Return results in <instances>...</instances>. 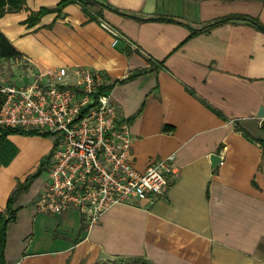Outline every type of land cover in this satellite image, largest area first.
<instances>
[{"label":"crops","instance_id":"crops-1","mask_svg":"<svg viewBox=\"0 0 264 264\" xmlns=\"http://www.w3.org/2000/svg\"><path fill=\"white\" fill-rule=\"evenodd\" d=\"M59 0H24L0 16L20 55L0 63L15 84L48 68L98 72L117 117L129 124L131 156L142 171L174 154L163 196L110 205L92 223L77 210L39 211L47 168L16 197L5 231L6 264H264V0H102L117 43L81 6L68 3L37 23L24 20ZM106 4V5H105ZM161 17L172 18L167 20ZM198 30L191 34L192 30ZM145 71L125 81L135 70ZM16 78L17 82L12 81ZM17 151L0 163V211L17 181L33 172L54 136L9 133ZM220 161L213 165L210 154ZM50 162V161H49Z\"/></svg>","mask_w":264,"mask_h":264},{"label":"built area","instance_id":"built-area-1","mask_svg":"<svg viewBox=\"0 0 264 264\" xmlns=\"http://www.w3.org/2000/svg\"><path fill=\"white\" fill-rule=\"evenodd\" d=\"M99 24L117 43L120 32ZM100 74L89 68H48L23 84H1L0 125L49 131L58 139L47 168L48 182L36 200L39 211L77 210L89 223L110 205L166 192L174 154L152 160L144 170L132 161L129 124L117 117Z\"/></svg>","mask_w":264,"mask_h":264},{"label":"trees","instance_id":"trees-1","mask_svg":"<svg viewBox=\"0 0 264 264\" xmlns=\"http://www.w3.org/2000/svg\"><path fill=\"white\" fill-rule=\"evenodd\" d=\"M76 2L81 6V9L83 12L88 16V18L95 19L98 16H101V7H103L102 0H59L57 4L54 6H41L37 10L31 11L29 15L26 17L24 22L31 26L37 23L40 16L48 13V12H56L60 13L62 8L67 5L68 3ZM24 3V0H0V16L9 11H16L22 7ZM106 5V4H105ZM100 17H98L99 19ZM167 20H173L172 18L167 17H161ZM244 19L255 25L260 30L264 31V25L261 24L256 18H253L251 16L246 15H227L220 18H217L213 20L212 22L205 25L204 28L222 23L224 21L230 20V19ZM102 19V18H101ZM198 30L194 29L191 31V34H194ZM20 55V53L16 50V48L10 43V41L0 32V58L3 59H9V58H16ZM145 69H138L132 72L131 74L127 75L126 77L115 80V81H125L130 78L135 77L136 75H139L143 73ZM113 82L104 83L98 88V91H105L109 89L112 86ZM4 99V94L0 92V104L2 103ZM262 129L264 131V126H262ZM9 133H20V134H26V135H33L38 134L42 136H49L53 135L49 131L45 130H39V129H20L16 127H9V126H2L0 125V163L7 164L15 155L17 148L16 146L10 142L6 137ZM58 139L55 137L53 140L52 148L51 150L45 154L43 157H41L39 164L37 165L36 169L27 174L24 180L17 181L14 188L9 193L5 208L0 211V264H6L4 259V246H5V231H6V225L9 221L13 220L15 218L16 209L13 206V203L18 196L19 193L26 190L30 184V182L40 174L41 171L45 170L49 166L50 157L52 155L53 148L57 145ZM258 143L263 149L264 152V137L260 138L258 140Z\"/></svg>","mask_w":264,"mask_h":264},{"label":"rangeland","instance_id":"rangeland-1","mask_svg":"<svg viewBox=\"0 0 264 264\" xmlns=\"http://www.w3.org/2000/svg\"><path fill=\"white\" fill-rule=\"evenodd\" d=\"M10 76H11V71L8 68L3 67L2 63H0V83L1 84H5V83L11 84L12 82L10 80ZM12 81L17 82L16 78H12ZM103 84L104 82L101 83V85ZM43 137H49V136H43ZM46 172L47 171H45L44 173ZM98 264H149V263L142 258H117L116 257V258H112L106 261L99 262Z\"/></svg>","mask_w":264,"mask_h":264},{"label":"water","instance_id":"water-1","mask_svg":"<svg viewBox=\"0 0 264 264\" xmlns=\"http://www.w3.org/2000/svg\"><path fill=\"white\" fill-rule=\"evenodd\" d=\"M210 160L213 165L217 164L220 161V156L216 153L210 154Z\"/></svg>","mask_w":264,"mask_h":264}]
</instances>
